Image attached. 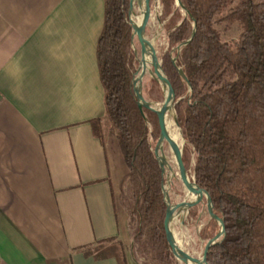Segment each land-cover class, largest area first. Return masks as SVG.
<instances>
[{"label": "trees", "instance_id": "16d2710c", "mask_svg": "<svg viewBox=\"0 0 264 264\" xmlns=\"http://www.w3.org/2000/svg\"><path fill=\"white\" fill-rule=\"evenodd\" d=\"M131 1L104 0L96 55L105 114L91 121L103 143L117 138L128 167L118 200L131 242L108 238L79 250L119 264H177L165 225L166 174L154 151L158 116L141 109L135 94L139 63L131 44ZM182 2L188 14L176 0H160L161 20L169 60L192 36L196 21L177 60L188 80L174 66L172 84L187 139L185 162L209 190L219 217H209L203 235L214 239L224 226L209 249L220 264H264V0ZM234 28L232 38L228 32ZM161 92L159 81L145 76L144 96L156 101Z\"/></svg>", "mask_w": 264, "mask_h": 264}, {"label": "crops", "instance_id": "0c3cea01", "mask_svg": "<svg viewBox=\"0 0 264 264\" xmlns=\"http://www.w3.org/2000/svg\"><path fill=\"white\" fill-rule=\"evenodd\" d=\"M103 18L104 0H0V264H119L79 249L131 242L127 164L91 123Z\"/></svg>", "mask_w": 264, "mask_h": 264}, {"label": "water", "instance_id": "95a60500", "mask_svg": "<svg viewBox=\"0 0 264 264\" xmlns=\"http://www.w3.org/2000/svg\"><path fill=\"white\" fill-rule=\"evenodd\" d=\"M153 0H132L129 8V25L131 34V44L135 52L136 59L139 63L134 82L135 94L137 102L141 109L147 107L153 110L158 116L159 126V138L157 145L154 149L157 159L159 160L160 166L163 172L168 171L172 178L179 181L182 186L184 199L172 207H168L165 218V225L167 229L169 243L172 251L178 261L177 247L172 243L170 238V218L174 211L188 210L192 207L196 209L194 233L195 241L201 252V257L208 261L210 264H220L219 261L213 258L209 254V249L215 240L225 233L223 226L220 233L214 238L206 242L203 235V228L205 226L204 216L209 214L212 218H219L217 213L214 211V205L212 197L207 187L198 182L195 178L190 175L189 168L186 165L184 159V148L187 143L184 126L182 119L177 111L175 103V95L172 84V75L174 66L179 70V73L183 78L188 80L183 67L177 64L178 56L182 50V47L192 40L196 29V21L193 22L194 31L192 36L187 40L183 41L177 46V55L169 60L166 57H147L143 51L140 38L137 34L138 19L142 9ZM155 1V0H154ZM177 4L181 6L183 11L188 14V10L183 4L182 0H176ZM146 25L143 26V33H145ZM162 65H165L163 76L160 75ZM146 75H149L159 81L162 92L157 101L152 102L146 100L143 95V81ZM191 86V85H190ZM169 110L170 114L174 117L175 124L179 127L180 144L178 147L174 146L170 141V135L167 128L166 113ZM145 120L148 123L149 120L145 116ZM165 147L167 152L165 151ZM165 192V190H164ZM197 193H200L197 194ZM222 225L224 223L221 221Z\"/></svg>", "mask_w": 264, "mask_h": 264}, {"label": "rangeland", "instance_id": "374dc122", "mask_svg": "<svg viewBox=\"0 0 264 264\" xmlns=\"http://www.w3.org/2000/svg\"><path fill=\"white\" fill-rule=\"evenodd\" d=\"M161 14H162V5L160 3V0H155V1L153 0L151 2V18L149 19V22L146 24L145 33L143 34L141 32L139 33L140 41L143 44L142 48L147 57H152V58L165 57V53L169 49L167 31L164 28V21L161 20ZM228 34L232 38L236 37L237 35L236 28L230 30ZM144 45H148L150 50H145ZM174 49L172 50V54H174ZM175 56L176 55H173V57ZM162 67H165V65H162ZM146 76L151 77L149 75ZM146 100L148 99L146 98ZM165 151L167 152L166 147H165ZM193 163H194V159H192V164ZM187 167L189 168L190 175L194 178V175L191 172V166L190 167L187 166ZM165 174H166V182L164 184L165 198L167 200L168 207H172L173 205L177 204L178 202L184 199V193L179 181L172 178L168 171H166ZM193 210H195L194 215L192 214ZM195 216H196V209L194 207L188 210H183L181 212L177 210L175 212L174 218L171 221V231L175 236L176 245L180 249H182L188 255L201 258V252L195 241V233H194ZM209 217H211L209 214H206L204 216L205 226L208 223ZM207 241L209 240H206V242ZM215 241H217V239ZM130 264H135V263L133 262V260H131ZM177 264H187V262L185 261V259L179 258Z\"/></svg>", "mask_w": 264, "mask_h": 264}, {"label": "bare ground", "instance_id": "6f19581e", "mask_svg": "<svg viewBox=\"0 0 264 264\" xmlns=\"http://www.w3.org/2000/svg\"><path fill=\"white\" fill-rule=\"evenodd\" d=\"M150 18H151V3L147 4L142 9L141 14L139 16L138 24H137V34H138V36H139L140 32L143 34V26H145L149 22ZM143 37H144V35H143ZM144 46H145V50H150L148 45H144ZM159 73H160L161 76H163V73H164L163 68H161ZM165 113H166V119H167L166 120L167 128H168V132H169V135H170V141H171V143L174 146L178 147V145L180 144L179 129L176 126V124H175V122L173 120V116L170 114V111L166 110ZM197 194L200 195V193H197ZM175 212L176 211H174L171 214L170 227H171V221H172V219L175 216ZM170 238H171L172 243L177 247V252L176 253H177L178 257L181 258V259H185L187 264H209L208 261H205L202 257L201 258H197V257L191 256V255H188L182 249H180L176 245V239H175V236L173 235V232L171 231V228H170Z\"/></svg>", "mask_w": 264, "mask_h": 264}]
</instances>
